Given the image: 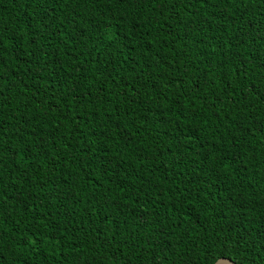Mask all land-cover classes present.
Returning a JSON list of instances; mask_svg holds the SVG:
<instances>
[{
	"label": "trees",
	"instance_id": "trees-1",
	"mask_svg": "<svg viewBox=\"0 0 264 264\" xmlns=\"http://www.w3.org/2000/svg\"><path fill=\"white\" fill-rule=\"evenodd\" d=\"M264 264V0H0V264Z\"/></svg>",
	"mask_w": 264,
	"mask_h": 264
},
{
	"label": "water",
	"instance_id": "water-1",
	"mask_svg": "<svg viewBox=\"0 0 264 264\" xmlns=\"http://www.w3.org/2000/svg\"><path fill=\"white\" fill-rule=\"evenodd\" d=\"M214 264H235V263L229 258H220Z\"/></svg>",
	"mask_w": 264,
	"mask_h": 264
}]
</instances>
